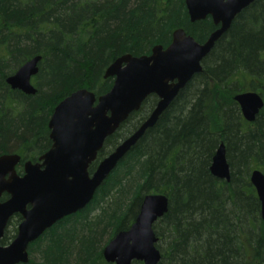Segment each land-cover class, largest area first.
<instances>
[{"label":"trees","instance_id":"trees-1","mask_svg":"<svg viewBox=\"0 0 264 264\" xmlns=\"http://www.w3.org/2000/svg\"><path fill=\"white\" fill-rule=\"evenodd\" d=\"M233 23L203 73L119 162L90 205L29 246L28 264H112L105 246L135 223L148 194L170 202L154 227L159 264H264L262 205L250 183L254 170L264 173V109L246 123L234 101L246 92L264 99V0ZM175 29L199 43L215 30L209 21L190 24L185 0H0V156L38 161L52 147L56 106L78 90L108 94L114 83L105 78L108 67L124 55L166 48ZM37 56L38 93L12 90L7 78ZM156 102L154 96L132 114L100 159L140 127ZM221 144L229 182L210 173ZM12 237L7 232L2 244Z\"/></svg>","mask_w":264,"mask_h":264},{"label":"water","instance_id":"water-1","mask_svg":"<svg viewBox=\"0 0 264 264\" xmlns=\"http://www.w3.org/2000/svg\"><path fill=\"white\" fill-rule=\"evenodd\" d=\"M256 1L185 0L192 22L211 16L218 25L207 42L200 44L180 29L174 31L173 41L166 48L155 46L151 55L118 58L105 73L106 79H114L108 94L96 98L87 89L78 90L56 106L49 121L52 148L39 162H26L23 176L16 170L22 161L20 156H0V264H28L31 244L57 222L90 205L119 162L155 127L190 81L204 71V60L229 32L233 20ZM41 61V56L32 58L8 77L10 88L35 96L38 90L33 79ZM154 96L158 102L147 120L91 172L90 166L98 160L105 142ZM234 101L249 123L255 122L264 109V100L258 93L239 94ZM217 150L210 173L229 182L226 147L222 144ZM250 183L258 194L264 220V173L254 170ZM5 195L7 199L2 200ZM169 204L163 194L145 196L135 223L105 246L103 255L107 262L159 264L162 256L154 227L169 213ZM16 215L23 217L18 234L9 245H2L7 226Z\"/></svg>","mask_w":264,"mask_h":264},{"label":"flooded vegetation","instance_id":"flooded-vegetation-1","mask_svg":"<svg viewBox=\"0 0 264 264\" xmlns=\"http://www.w3.org/2000/svg\"><path fill=\"white\" fill-rule=\"evenodd\" d=\"M253 4H254V3H253ZM248 8H249V7H248ZM243 11H244V10H243ZM187 14H188V12H187ZM241 14H242V13H241ZM241 14H240V15H241ZM188 15H189V14H188ZM240 15H238V16L233 20V22H235L236 19H237L238 17H240ZM189 21H190V24H191V25H194V24H196V23H204V22H208V21H209L210 24H212V26H214V28H215V30H214L213 32H215L216 30L219 29V27H217L218 25H216V24L214 23V20H213V18H212L211 16H208L205 20H200V21H196V22H192L191 19H190V16H189ZM233 22H232V24H234ZM177 30H180V29H175V31H177ZM181 30H183V31L185 32V34H187V32H186L184 29H181ZM213 32H212V33H213ZM212 33H211V34H212ZM187 35H188V34H187ZM172 36H173V35H172ZM188 36H191V35H188ZM224 36H225V35H224ZM224 36H223V37H224ZM192 37H193V36H192ZM209 37H210V35H209ZM223 37H222V38H223ZM222 38H221V39H222ZM194 39H195V38H194ZM221 39H220V40H221ZM208 40H209V38H208L205 42H207ZM220 40H219V41H220ZM219 41H218V42H219ZM205 42L200 43V44H204ZM212 51H213V50H212ZM212 51H211V52H212ZM204 62H205V60H204ZM204 62H203V63H204ZM202 65H203V64H202ZM202 73H203V72H202ZM183 91H184V90H183ZM183 91H181V92H183ZM181 92H180V93H181ZM155 97L157 98V96H155ZM150 98H152V97H150ZM150 98H149V99H150ZM149 99H147L143 104H145ZM263 100H264V99H263ZM157 102H158V98H157ZM157 102H156V104H157ZM156 104H155V105H156ZM238 105H239V104H238ZM239 107H240V105H239ZM154 108H155V106H154ZM142 109H143V106H142ZM142 109H141V110H142ZM141 110H140V111H141ZM153 111H154V110H153ZM153 111H152V112H153ZM240 111H241V108H240ZM152 112H151V113H152ZM151 113H150V114H151ZM150 114H149V116H150ZM241 115H243V114L241 113ZM149 116H148V117H149ZM243 118H244V116H243ZM257 118H258V117H257ZM146 120H147V118H146ZM146 120H145V121H146ZM244 121H245L246 123L248 122V121L245 120V118H244ZM127 122H128V121H127ZM255 122H256V121H255ZM255 122H253V123H255ZM143 123H144V122H143ZM143 123H142V124H143ZM248 123H249V122H248ZM253 123H250V124H253ZM142 124H141V125H142ZM123 125H124V124H123ZM123 125H122V126H123ZM141 125H140V126H141ZM122 126H121V127H122ZM120 130H121V128L118 130L117 133H115V134H114L113 136H111V137H114L115 135H117V134L120 132ZM111 137H110V138H111ZM108 140H109V139H108ZM108 140H107V141H108ZM123 140H124V139H123ZM50 141H51V140H50ZM107 141L105 142L106 144H105L104 148L99 152L98 160L90 166V167H91V171H92L93 167H96V169H97V166L99 165V163H100L103 159H105L106 157H108V156L110 155V154H108L106 157L100 159V156H101L100 153H101L103 150H105V148H106V146H107V144H108ZM121 141H122V140H121ZM120 144H121V142H119V144L114 148V150H115ZM221 145H222V144H221ZM51 146H52V142H51ZM219 147H220V146H219ZM219 147H218V148H219ZM225 147H226V146H225ZM51 148H52V147H51ZM51 148H50V149H51ZM50 149H49V150H50ZM49 150H48V151H49ZM48 151H47V152H48ZM112 151H113V150H112ZM112 151H111V152H112ZM217 151H218V150H217ZM217 151H216V152H217ZM111 152H110V153H111ZM44 154H45V153H44ZM215 154H216V153H215ZM42 155H43V154H42ZM39 158H40V157H39ZM39 160H40V159H39ZM39 160L36 161V162H33V163H37V162H39ZM228 162H229V161H228ZM25 163H26V162L22 160V161L19 163V165L17 166V168H16V170L18 171V174L21 175V176L24 175L23 167H24V164H25ZM96 169H95V170H96ZM93 172H94V171H93ZM2 200H3V199H2ZM22 221H23V217H22V216H19V215H16V216L10 221V223L8 224V226H7V230H6V233H7V232H10V233L12 232L13 237L11 238V241H10L7 245H9V244L15 239V237L17 236L18 231H19V226L21 225ZM6 233H5V235H6ZM4 237H5V236H4ZM3 239H4V238H3ZM2 241H3V240H2ZM2 241H1V244H2ZM2 245H3V244H2ZM28 250H29V248H28ZM29 253H30V250H29Z\"/></svg>","mask_w":264,"mask_h":264}]
</instances>
